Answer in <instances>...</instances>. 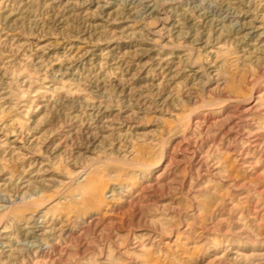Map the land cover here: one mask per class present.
<instances>
[{"label":"rangeland","instance_id":"374dc122","mask_svg":"<svg viewBox=\"0 0 264 264\" xmlns=\"http://www.w3.org/2000/svg\"><path fill=\"white\" fill-rule=\"evenodd\" d=\"M0 264H264V0H0Z\"/></svg>","mask_w":264,"mask_h":264}]
</instances>
